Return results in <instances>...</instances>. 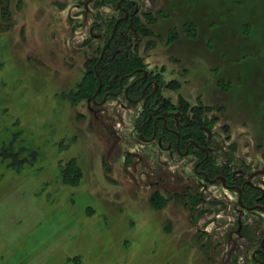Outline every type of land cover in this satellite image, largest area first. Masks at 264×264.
I'll list each match as a JSON object with an SVG mask.
<instances>
[{
    "label": "rangeland",
    "instance_id": "rangeland-1",
    "mask_svg": "<svg viewBox=\"0 0 264 264\" xmlns=\"http://www.w3.org/2000/svg\"><path fill=\"white\" fill-rule=\"evenodd\" d=\"M133 2L125 38L159 96L204 114L217 164L264 190V0ZM123 15L110 0H0V149L14 138L36 155L0 157V264H259L264 211L199 175L193 152L142 136L126 88L90 98Z\"/></svg>",
    "mask_w": 264,
    "mask_h": 264
},
{
    "label": "trees",
    "instance_id": "trees-1",
    "mask_svg": "<svg viewBox=\"0 0 264 264\" xmlns=\"http://www.w3.org/2000/svg\"><path fill=\"white\" fill-rule=\"evenodd\" d=\"M110 2L113 5H116L120 11L124 6L129 8L132 17L137 13L138 7L135 2H130V0H110ZM119 2L120 7H118ZM127 22L132 23V25H129ZM111 25H113V23ZM130 26H132V29ZM135 30H137V26L136 24L134 25L133 18H130L128 21H119L116 32L112 36L104 52L102 50L105 44L100 48L98 57L93 61L87 72L91 75L93 81L92 86H94V89L89 94L91 99L97 96L103 97L105 95L110 97L117 96L118 93L122 92L123 88H126L124 91L125 97L138 101L142 95V90L145 87L146 78L153 79L149 73L145 72L144 68L146 65L142 62V58L136 51L138 46L136 43L138 41L136 40L135 43V40L131 39V43H129L125 38L126 35H131L129 34V31L133 34V32H136ZM151 31L152 29L149 27L144 29L142 33L148 32L150 34ZM133 35H136V33ZM131 38L134 37L131 36ZM135 39L137 38L135 37ZM156 83L158 86H162L159 79H156ZM153 87L154 85H150V88ZM156 98L155 93L151 94L150 98L146 101V104L143 105V113L140 115L141 121L139 123V131L142 133V136L143 132H151L150 134H153L155 137L157 136L156 134H158L161 136L159 139L167 140L168 143H171L174 147L177 144L179 137L178 143L181 149L184 148L183 146L186 144L187 140L193 139L191 152L197 157L198 166L196 169L201 170L202 172L200 174L198 173L199 175L206 180L208 178L213 179L217 176H223L225 184L227 185H242L243 190L240 196V202L244 205L252 206L258 204L253 203L254 201L262 202L264 195L260 193V191L251 185L245 184V179L242 177H239V179L235 177V174L233 175V172L230 171L226 163L217 164L208 147L204 145L207 142L204 134L207 130L204 131L206 127L203 125L207 124V122L204 121L205 118L202 117L204 114L199 111L198 114L194 113L187 118V105L183 103L179 104L178 102L173 104L168 98L161 96L155 101ZM174 111L176 114L175 117L174 114L171 113ZM161 113H164L168 121L166 124L162 121H158L155 125L153 122ZM200 117L203 119L202 123H200ZM166 125L169 128H176L177 135L174 132L165 130ZM159 128L165 131L161 133ZM14 140V138L11 139V142L9 143L10 145L5 146L4 144L1 146L0 157L2 161H7V165L9 166H16L18 163L32 164L35 161L36 155L30 153L29 155L21 156L19 150L14 151L13 149ZM263 238L264 235L258 240L259 247ZM258 253L259 259L254 257L253 261L259 264H264V253L261 251Z\"/></svg>",
    "mask_w": 264,
    "mask_h": 264
},
{
    "label": "flooded vegetation",
    "instance_id": "flooded-vegetation-1",
    "mask_svg": "<svg viewBox=\"0 0 264 264\" xmlns=\"http://www.w3.org/2000/svg\"><path fill=\"white\" fill-rule=\"evenodd\" d=\"M134 0H130V2H133ZM120 5V2L118 3V6ZM120 7V6H119ZM121 11H123L124 12V15L122 16V17H119V19H118V21H121V20H130V18H132V15H131V12L129 11V8H127V7H122L121 8ZM145 75H146V73H145ZM160 82V81H159ZM150 85H154V87L153 88H150ZM161 90H162V86H158V84L156 83V79H148V78H146V83H145V87H144V89L142 90V95H141V97L139 98V100H138V102L139 101H142V104L143 105H145L146 104V101L150 98V96H151V94H153V93H155L156 94V100L155 101H157V99L159 98V94L161 93ZM173 103V102H172ZM177 103V102H176ZM173 104H175V103H173ZM173 113H175V111L173 112ZM158 121H162L164 124H166V122L168 121L167 120V118H166V116L164 115V113H161V114H159L156 118H155V120H154V124L156 125L157 123H158ZM159 130H160V132L161 133H163V131H165V130H167V131H170V132H174L175 134L177 133V130H176V128H169L167 125H166V127H165V130H162V129H160L159 128ZM158 137H161V136H159L158 134H156ZM177 135V134H176ZM178 140H179V137H178ZM178 140H177V144L175 145V148L177 149V150H182L181 148H180V145H179V143H178ZM159 142L161 143L162 142V139H159ZM193 145V139H189V140H187L186 141V144H184V153H187V152H189V151H191V146ZM167 147H172V144L171 143H168V145H167ZM204 147V146H203ZM201 148V147H200ZM197 159V158H196ZM195 166H196V168H197V166H198V164H197V161H196V164H195ZM196 170V172L197 173H202L201 172V170H198V169H195ZM235 173V172H234ZM233 173V174H234ZM264 174V170H261V169H258V170H256V171H254L253 173H252V176H256L257 174ZM220 180L221 182V184L222 185H226L224 182V177L223 176H217V177H215V178H213V179H207L208 181H210V182H215V181H217V180ZM245 184H248V185H251V186H253L255 189H257L258 191H260V193H262L263 195H264V190L262 189V185H258V184H253L252 183V181H251V178L249 177V179H247V180H245ZM263 185H264V180H263ZM228 188H235V187H237V191H238V200L240 201V196H241V194H242V188H243V186L241 185V186H237V185H226ZM240 205H241V207L243 208V209H247V210H252V209H256V208H258V209H261L262 211H264V208H263V206H261V205H258V204H255V205H252V206H247V205H244V204H242L241 202H240ZM257 251H261V252H263L264 253V238L262 239V241H261V244H260V247L257 249Z\"/></svg>",
    "mask_w": 264,
    "mask_h": 264
},
{
    "label": "water",
    "instance_id": "water-1",
    "mask_svg": "<svg viewBox=\"0 0 264 264\" xmlns=\"http://www.w3.org/2000/svg\"><path fill=\"white\" fill-rule=\"evenodd\" d=\"M114 31H115V28H114L112 34L110 35L109 39H108L107 42L105 43V45H104V47H103V50H102L103 52H104L106 46L108 45V43L110 42V40H111V38H112V36H113V34H114Z\"/></svg>",
    "mask_w": 264,
    "mask_h": 264
}]
</instances>
